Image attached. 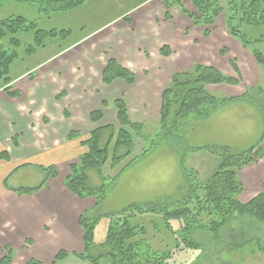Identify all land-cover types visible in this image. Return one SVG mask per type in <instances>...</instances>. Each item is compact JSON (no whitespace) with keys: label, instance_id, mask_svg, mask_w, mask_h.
<instances>
[{"label":"crops","instance_id":"crops-1","mask_svg":"<svg viewBox=\"0 0 264 264\" xmlns=\"http://www.w3.org/2000/svg\"><path fill=\"white\" fill-rule=\"evenodd\" d=\"M155 7L158 8L157 12L153 10ZM167 12L166 6L157 0H135L125 7L120 0H89L77 9L51 13L50 18H54L49 19V26L44 28V31H69L67 39L71 41L58 44L53 52H49L52 41L48 42L45 48L37 49L30 56L18 57L12 64L9 83L0 85V136L2 134L6 138L4 134L7 132V137L11 139V148L7 150L9 160H0V244L7 247L9 243L28 239L31 241L29 247H33L35 237L51 236L42 231H50L47 225L49 220L53 221L55 213H49V210L56 203L85 202L66 190L64 179L69 166L87 152L82 143L87 141L93 128L107 125L117 127V113L112 105L114 101L121 99L124 102L128 117L135 124L159 123L162 92L170 86L174 74L190 71L199 58L200 63L210 62V58L223 47L213 52L212 45H208L210 49L204 50V43L217 36V26L205 40L202 39V29L195 28L188 20L186 22L184 15L186 19L182 26L175 24L173 19L166 21ZM224 28L220 32L222 37L228 36L225 22ZM193 29H196L195 36L190 34ZM198 34L203 42L201 44L195 39ZM162 47H168V57L160 55ZM235 47L237 49L230 54V59L236 61L242 82L240 85L243 89L254 88L256 84L252 77L261 75V68L242 44ZM197 52L203 53L195 55ZM181 57L189 60V63L185 66L180 64ZM109 59L132 72L134 84L117 79L111 85H104L102 72ZM219 67L214 68L219 70ZM213 87L209 85L206 91L210 93ZM4 88L19 96H8ZM245 93L241 90L240 94L225 98H239ZM251 98L250 101L238 99L232 102L239 106H250L254 110L253 116L261 118L262 136L257 144H261L264 151L261 112L264 107L258 103L262 101L264 105V96L253 95ZM102 103H107L106 107ZM94 111L102 114V119L96 124L90 121V114ZM70 132L77 133L79 137L69 141L67 137ZM13 140L17 146L12 144ZM189 149L196 152L204 150L203 147ZM171 150L180 159L177 148L171 146ZM3 151L0 147V152ZM48 167H55L58 176L49 179L36 192L19 195L4 187L5 179L8 181L19 172H39L38 168ZM237 179L243 185V192L238 196L243 204L264 192V157L255 164L243 167ZM179 184L178 191L182 187ZM9 187L16 189L15 186ZM89 200L94 206L95 200ZM80 230L78 228L81 239ZM61 233L63 231L60 229L59 235L66 234ZM3 250L0 246V259L4 256ZM66 251L69 254L70 250ZM29 258L40 259L39 256Z\"/></svg>","mask_w":264,"mask_h":264},{"label":"trees","instance_id":"trees-1","mask_svg":"<svg viewBox=\"0 0 264 264\" xmlns=\"http://www.w3.org/2000/svg\"><path fill=\"white\" fill-rule=\"evenodd\" d=\"M6 0H0V8H3ZM15 2L35 3L41 11L47 13L68 12L82 6L89 0H13ZM161 1L168 9L176 6L180 12L192 23L194 27L202 29V36L207 39L215 29L218 18L223 17L227 33L235 38L244 48H252L253 45L264 42V36L248 38L243 32L242 27L263 29L264 30V0H225L226 4L222 7L220 0H187L196 13L189 12L184 5L185 0H157ZM166 20H171L166 14ZM32 35V44L27 45L25 53L33 54L37 49L45 48L48 42L54 39L65 40L69 37V31H44L37 27L33 21H28L23 17H10L0 20V85H7L10 81L8 75L12 64L18 59V48L21 46L19 36L22 34ZM4 43L10 47V51L4 48ZM221 55L227 54L222 50ZM256 63L264 74V56L258 51H251ZM160 55L168 57L170 55L168 47H162ZM185 73H176L171 78V84L163 90L161 97V109L159 113L160 134L157 136L171 137L184 119L193 117L197 120L207 119L211 113L216 111L221 105L238 99L252 100V96H264V92L259 88L246 90L243 97L221 98L213 97L206 87L226 84L237 86L241 82L239 69L235 60L230 61L236 78L224 76L219 70L211 66H194ZM102 83L111 85L117 79L132 85L135 76L129 70L121 67L117 61L109 59L103 70ZM3 91L12 97H18V93H9L8 88ZM254 94V95H255ZM107 103H102L106 107ZM116 109L117 127L107 125V127H95L89 135L87 141L82 146L87 152L80 156L78 160L68 168V175L64 179L66 190L79 200L93 199L94 207L97 208L103 203L107 189L110 190L121 173L131 166L136 160L151 153L156 146L154 141L149 147L146 146L144 125L135 124L128 117L127 108L121 99L112 103ZM263 113L264 122V108ZM102 119L99 111L90 114V121L93 124ZM104 136V143L102 137ZM79 135L74 132L68 134L69 141L77 139ZM179 138V137H178ZM264 139V137H263ZM102 140V141H101ZM136 141H143L144 147L137 154ZM17 146L15 140L12 141ZM210 155L218 160L214 172L208 180L200 183L196 172L187 170L185 162L181 156L180 172L182 173V187L176 195L162 198L152 204L141 205L138 203L130 204L121 211L107 215L108 227L106 239L99 247L103 250L102 254L95 257L76 255L81 261L90 264H99L104 257L109 264H179L176 257L183 251L199 252L202 245L198 244L197 234H206L216 241L220 240V233L230 229L234 233L233 223L237 221H247L256 225L259 231L264 233V192L243 204L239 202L238 196L243 192V185L237 179V174L243 167L255 164L264 157L261 146L252 147L246 152L233 153L228 147H205ZM196 152L195 149H190ZM178 150V154H179ZM0 160L8 161L9 155L6 151L0 152ZM127 161V162H126ZM123 162L124 165H123ZM110 164L112 169L120 168L114 177L106 178L103 175V167ZM123 165V166H122ZM121 166V167H120ZM43 175L42 183L35 189L17 188L12 189L4 181V187L19 194H30L45 185L49 179L57 178L58 172L55 167L38 168ZM95 171L101 180V185L97 188L88 187V171ZM108 181V182H107ZM108 184H105V183ZM86 213H81L77 219V225L82 230L81 241L84 251L87 253L93 248V231L99 218H88ZM159 216L163 220L164 230L172 236L175 245L166 250H156L147 240L145 228L138 224H133L134 219L142 216ZM153 223V226L156 224ZM249 224V225H250ZM248 225V226H249ZM154 226V227H155ZM227 234H231L226 231ZM245 231L231 235L233 246L231 249H239L259 239H246ZM241 240L243 242H237ZM152 241V239H151ZM238 244H235V243ZM27 243L30 245L31 241ZM260 243V242H259ZM264 246V244H263ZM235 247V248H234ZM259 249V247H258ZM6 254L0 259V264H12V254L10 248L6 247ZM260 250V249H259ZM264 251V248L260 252ZM69 254L60 250L55 255V264L63 260ZM197 256L191 264L197 260ZM26 264H43L35 259H30ZM180 264H188L180 263Z\"/></svg>","mask_w":264,"mask_h":264},{"label":"rangeland","instance_id":"rangeland-1","mask_svg":"<svg viewBox=\"0 0 264 264\" xmlns=\"http://www.w3.org/2000/svg\"><path fill=\"white\" fill-rule=\"evenodd\" d=\"M134 1L135 0H120L123 7L130 6ZM220 3L222 7H224L226 4L225 0H220ZM184 5L189 12H192L193 14L196 13V11L193 10L192 6L189 4L187 0L184 1ZM153 10L157 12L158 8L155 7V9ZM168 13L170 14L169 16L171 17V19H173L175 24L180 26L183 25L182 22L186 18H184L182 12H180V10L176 6H173L171 7V9H168L167 14ZM51 15H52L51 13L41 11V8H39L37 4L30 2H15L13 0H6L3 8H0V20H4L10 17H23L28 21H33L37 23V27L43 30L44 28L49 26L50 24L49 19L52 20L54 18V16L50 18ZM170 21L171 20H169V22ZM216 22H217L216 26H217L218 34L216 37L212 38L211 40H208L207 42L204 41L205 42L204 50L210 49L208 45H212L213 52L219 49V47L221 46L223 47L220 49L218 53H215L210 58L211 60L210 62L204 64L200 63L199 61H201V59L199 58V61L196 63V65H200L204 67L211 66L213 68L215 66H221L219 67V71L224 76L231 78L233 77L234 72L230 67V61L235 59L233 58L230 59L231 56L230 54H233V52L237 49L235 45H239V44H237L238 41L235 38H233L231 35H229V33L228 36L225 35L226 37H222V35H220L221 34L220 32L223 29L225 30L223 17L218 18ZM138 23L139 22H137V24ZM241 32H243L249 39L253 38L254 36L255 37L264 36L263 29H255L253 27L252 28L242 27ZM190 34H194V36L197 35L196 29H193V31L191 30ZM19 39L21 41V46L17 50L19 57L30 56L27 55L24 50L27 45L32 44V35L30 33L22 34L19 36ZM195 39L201 44L203 43L201 40L204 38L202 36L201 39L198 34V36H196ZM71 40L72 39L52 40L53 46L50 48L51 50H49V52L50 51L53 52L58 44H65ZM5 45L6 43H4V48L10 51V47L8 45L6 47ZM254 46L255 47L248 48L247 51L251 52L253 50H258L264 56V42L255 44ZM222 50H226L227 54L222 56L220 53ZM202 53L203 52H197L195 53V55ZM187 63H189V60H186V58L184 59L183 57H181L180 64H183L185 66ZM230 73H232V75ZM261 73L262 74L259 75L258 77L255 75L252 77L253 83L256 84L253 89L259 88L262 91H264V74L263 72ZM228 75H230L231 77ZM233 78H236V76ZM240 84H242V82H240L237 85L238 87L228 86L226 84H220L218 86L210 88L209 91L213 97L217 99H221L223 97H228L230 95L232 96L234 94H240L241 90L246 91L247 88L245 87V89H243V86ZM258 103H260L262 107H264L262 101H259ZM226 106L239 107V105L236 104L235 102H232L231 104L228 103L226 105H223L222 107H226ZM252 119L254 120V124H255L254 136H252L249 139H238V140H234L224 128L216 125L211 119L197 120L193 117L184 119L183 122L180 125H178L176 131L172 133V138L169 136L157 137L160 134V130H161L159 128L158 123L156 122L144 123L145 129L143 133L145 135V139L147 140L146 146L149 147L150 145H152L154 141L156 142V146L154 147L153 150H151L152 152L136 160V162H134L124 172L121 173L120 177L117 178L112 188H110V190L107 189L105 199L99 207L95 208L93 206V203H90L89 199L87 200L85 199V202L82 203H56L54 207H52V209L49 210V213H55L54 215L55 218H53V221L49 220L50 223L49 225H47V227L50 228V231L48 233L45 232L44 229L42 231L43 234L51 235V236L47 237V236L39 235L38 237H35L34 239L35 244L33 247H29V244L27 243L28 239H25L26 241L24 242L18 241L8 244L9 246L7 247L10 248L11 250L12 259L14 260V263L26 264L27 261L30 260L29 257L39 256L40 259H35V260L43 264H52L55 261V254L60 250L68 252L66 251L67 249L70 250L69 255L65 257L63 260L57 261L55 264H90L87 261L84 262L79 260L76 257V255L84 254L85 256L95 257L103 253V250L99 246L103 244L106 239V232L108 227V220L106 218L107 215L121 211L122 208L133 203H138L141 205L152 204L164 197L173 196L176 195V193H178V189L180 186L179 183H182L181 180L182 174L180 173L179 159L174 154L173 150H171V146L179 150L180 152L179 157L182 156L184 161H186L185 168L188 171L191 170L193 172H196L199 182L203 183L206 180H208L212 175V173L214 172L213 170L217 166V160L215 156L210 155L206 150H200V152L195 153L190 151L189 148L203 147L204 149V147L211 148V147L224 146L230 148L233 151V153L246 152V150L251 149L252 146L254 147L255 145H257V143L260 141L259 140L260 137L262 136L261 130L263 127V123L261 122V118L258 119L257 116L256 117L252 116ZM4 136L6 138H4L2 134L0 136V147H2V149L7 152V150L11 148V139L10 137H7L8 136L7 132L4 134ZM103 143L104 140L102 141L101 145H103ZM136 144H137L136 152L138 154L144 147V143L143 141L142 142L136 141ZM159 155H171L172 157H174L176 164V176L174 180L167 187L162 188L153 193L143 194V193H133L129 191L126 182V177L134 169L140 166L144 161H147L148 159ZM206 160L209 161L206 162ZM124 163L125 162H123V165ZM119 169L120 168L112 169L110 164L108 163L103 167L102 171L104 177L111 178L114 177V175L119 171ZM27 171L28 170H26L23 173L19 172V174H17L14 178L8 179L7 181L8 186H15L16 189L37 188L39 186V182L43 180L42 173L40 171L31 172V173ZM87 177H88V187L90 188H97L102 183L95 171L92 170L88 171ZM39 178H41L40 181ZM107 182L105 184H108ZM81 213H86L85 216L88 218H99L95 226V229L93 231L92 243L94 246L87 253L84 251V245L81 242L80 234L78 231V228L80 227L77 226V222H76L77 217L80 216ZM152 222L156 224V226L154 225L155 227L153 226ZM133 224H138L145 228L146 232H148L147 240L156 250L162 251V250L170 249L175 245V243L172 240V236L169 233H167V231L164 230V225H163V220H161V215L159 216L145 215L142 217H137L134 219ZM249 224L250 222L247 221L244 222L237 221L235 222V224L233 223V228L236 230V233L245 231L246 239L256 238L259 239L258 242H254L253 244H250L249 246L243 248L231 249V247L233 246H228V244L230 245L233 244L232 241L233 238L231 237V235L234 236L236 235V233H234L230 229L226 230L231 233V234H227V236L225 234L226 231L220 233L221 241L213 240L212 238H210L209 235L206 234L204 235L197 234L195 240L197 241L198 244L202 245L201 250L199 252H195L194 250L181 252L176 257L177 263L180 264V263L188 262V264H191L195 256H197L196 259L198 257L199 258L195 260L192 264H264V251L260 252V250L264 248L263 246L264 233L262 231L260 232L259 228L256 225L252 226L251 224L250 225ZM40 228L42 229V227ZM59 228L62 229L63 231V233L61 234H64L66 232L65 236L59 235V230H60ZM80 231L82 232V230ZM27 237H32V236H27ZM237 242H243V241L238 240ZM4 245L5 244H0L2 250L3 247H6ZM258 247L260 250L258 249ZM1 252L3 253V255L6 254L5 250ZM99 264H109V262L103 257L100 260Z\"/></svg>","mask_w":264,"mask_h":264},{"label":"clouds","instance_id":"clouds-1","mask_svg":"<svg viewBox=\"0 0 264 264\" xmlns=\"http://www.w3.org/2000/svg\"><path fill=\"white\" fill-rule=\"evenodd\" d=\"M250 106H226L213 113L210 118L224 128L234 140L249 139L255 134ZM176 176L175 159L171 155H159L144 161L127 177L129 191L133 193H153L167 187Z\"/></svg>","mask_w":264,"mask_h":264}]
</instances>
